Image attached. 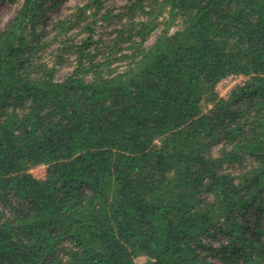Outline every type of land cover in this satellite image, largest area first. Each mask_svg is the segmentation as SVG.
Instances as JSON below:
<instances>
[{"label": "trees", "instance_id": "1", "mask_svg": "<svg viewBox=\"0 0 264 264\" xmlns=\"http://www.w3.org/2000/svg\"><path fill=\"white\" fill-rule=\"evenodd\" d=\"M61 2L0 32V264H264V0H85L50 35Z\"/></svg>", "mask_w": 264, "mask_h": 264}, {"label": "rangeland", "instance_id": "2", "mask_svg": "<svg viewBox=\"0 0 264 264\" xmlns=\"http://www.w3.org/2000/svg\"><path fill=\"white\" fill-rule=\"evenodd\" d=\"M23 0H0V32L5 28L9 20L14 16V14L18 11L22 4ZM85 0H62V2L52 11L48 12V15L46 19L43 22V27L45 30L49 31V34L51 35L53 31H51L53 20L57 19L58 17H62L63 15L68 14L70 9L74 7L77 4H83ZM124 3V0H108V6L114 7L117 10H120L121 5ZM100 23L96 25V28H98V31H102V28H100ZM112 24H105V29L111 30ZM157 34L151 39L150 43H153V41L156 39ZM55 46L53 45L51 49H54ZM70 72V69L66 67H61L57 72V79L62 80L66 74ZM218 84L216 86V91L221 95L219 91ZM136 261L139 264H144L147 261L146 256H139Z\"/></svg>", "mask_w": 264, "mask_h": 264}, {"label": "built area", "instance_id": "3", "mask_svg": "<svg viewBox=\"0 0 264 264\" xmlns=\"http://www.w3.org/2000/svg\"><path fill=\"white\" fill-rule=\"evenodd\" d=\"M246 80L247 78L242 74H229L228 76L224 77L218 83L221 96H226L234 87L243 85ZM47 169L48 165L45 163H41L33 166L29 170V172L37 179L43 180L47 177Z\"/></svg>", "mask_w": 264, "mask_h": 264}]
</instances>
